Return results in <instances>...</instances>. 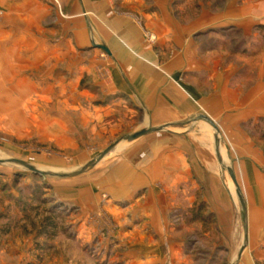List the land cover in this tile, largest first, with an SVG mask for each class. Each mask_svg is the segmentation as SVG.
Instances as JSON below:
<instances>
[{
  "label": "crops",
  "instance_id": "0c3cea01",
  "mask_svg": "<svg viewBox=\"0 0 264 264\" xmlns=\"http://www.w3.org/2000/svg\"><path fill=\"white\" fill-rule=\"evenodd\" d=\"M71 12L78 18L73 34L84 50V75L94 79L99 92L125 96L133 108L142 107L154 126L179 125L205 114L219 132L214 147L219 148L218 154L215 151L218 165L212 151L202 153L195 143L192 147L185 143L199 140L186 130L176 138L164 136L180 144L159 145L155 152L146 153L143 165L115 164L98 181L96 192L93 185L85 190L86 243L100 231L90 216L108 213L115 223L111 235L119 241L101 253L106 264H191L184 253V232L172 224L170 212L185 211L179 205L190 207L196 198L193 192L177 202L170 190H183L188 184L195 189L200 184L209 191L206 200L215 216L229 211L225 224L212 236L222 237L219 247L225 244L233 252L234 244L226 241L238 235L236 220L230 218L234 215L231 199L221 179L222 200L216 189L218 170L224 167L232 170L246 197L249 253L231 261L261 264L264 0H73ZM66 42L72 45L70 39ZM234 42L237 45L232 47ZM102 192L107 198L100 196ZM238 220L243 236V223Z\"/></svg>",
  "mask_w": 264,
  "mask_h": 264
},
{
  "label": "rangeland",
  "instance_id": "374dc122",
  "mask_svg": "<svg viewBox=\"0 0 264 264\" xmlns=\"http://www.w3.org/2000/svg\"><path fill=\"white\" fill-rule=\"evenodd\" d=\"M72 1L0 0V264L23 260L29 264H106L101 253L119 241L110 231L115 223L108 213L91 215L90 222L100 231L86 243L85 190L93 185L96 192L98 181L119 162L143 165L146 153L155 152L159 145L180 144V140L164 136L176 138L184 130L194 133L199 140L185 143L191 147L195 143L202 153L212 151L218 165L215 151L219 148L214 147H218L219 132L196 116L179 125L155 126L162 129L132 141L123 139L154 125L142 107L133 108V102L120 94L99 92L94 79L84 75V50L76 45L73 34L78 18L72 15ZM68 39L72 45L66 46ZM236 45L234 42L232 47ZM211 131L217 134L216 140ZM111 144L114 146L101 160L72 177L38 174L9 161L20 159L50 173L70 172ZM220 179L231 199L234 215L230 218L236 220L238 235L226 238L234 244L233 252L225 244L219 247L222 237L212 236L225 224L229 211L218 216L210 211L214 208L207 201L208 189L198 183L195 189L188 184L183 190H170L177 202L193 192L196 198L190 207L179 205L185 211L170 212L172 224L184 232V253L191 264H230L240 256L244 238L236 190L244 204L246 197L221 167L216 179L218 199L224 194ZM100 196L107 198L103 192ZM242 252L249 253L248 241Z\"/></svg>",
  "mask_w": 264,
  "mask_h": 264
},
{
  "label": "water",
  "instance_id": "95a60500",
  "mask_svg": "<svg viewBox=\"0 0 264 264\" xmlns=\"http://www.w3.org/2000/svg\"><path fill=\"white\" fill-rule=\"evenodd\" d=\"M195 119H200V120H203L205 121L206 123H208L210 126H212L216 133L218 131V127L217 125L214 123V121L209 118L207 115L205 114H200L198 116H196ZM162 127H155V126H147L145 128H142L140 130H137L133 133H130V134H127L123 137L124 140H127V141H132V140H135L137 139L138 137L142 136V135H145L149 132H152V131H158V130H161ZM215 137V140L217 139V134L214 135ZM114 146V144H111L110 146H108L107 148H105L103 151H101L93 160L87 162L86 164H84L81 168L77 169V170H73V171H70V172H62V173H58V172H46V171H43V170H39L38 168L34 167L33 165L23 161V160H20V159H10L9 161L13 162V163H17L35 173H38V174H51V175H57V176H63V177H72V176H76V175H79L81 173H83L84 171H86L87 169L91 168L96 162H98L99 160H101L109 151L110 149ZM216 153L218 154V149L216 150ZM2 161L0 160V163ZM228 170V173L232 179V181L234 182V184H237L236 182V178H235V175L234 173L232 172V170L230 168L227 169ZM236 195L239 199V202H240V206H241V219H242V223H243V228H244V235H243V238H244V243L242 244L240 250H239V254L240 255L242 253V250L245 246V243L247 242V239H248V231H247V218H246V207H245V204H244V201L242 200V197L240 195V192L239 190L237 189L236 190ZM232 264V263H230Z\"/></svg>",
  "mask_w": 264,
  "mask_h": 264
},
{
  "label": "built area",
  "instance_id": "2783aa9c",
  "mask_svg": "<svg viewBox=\"0 0 264 264\" xmlns=\"http://www.w3.org/2000/svg\"><path fill=\"white\" fill-rule=\"evenodd\" d=\"M147 39L149 40V41H152L153 40V38H152V36L151 35H147Z\"/></svg>",
  "mask_w": 264,
  "mask_h": 264
},
{
  "label": "bare ground",
  "instance_id": "6f19581e",
  "mask_svg": "<svg viewBox=\"0 0 264 264\" xmlns=\"http://www.w3.org/2000/svg\"><path fill=\"white\" fill-rule=\"evenodd\" d=\"M236 193V192H235Z\"/></svg>",
  "mask_w": 264,
  "mask_h": 264
}]
</instances>
